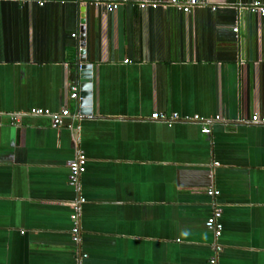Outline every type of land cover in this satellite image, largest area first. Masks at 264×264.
<instances>
[{
	"label": "crops",
	"instance_id": "0c3cea01",
	"mask_svg": "<svg viewBox=\"0 0 264 264\" xmlns=\"http://www.w3.org/2000/svg\"><path fill=\"white\" fill-rule=\"evenodd\" d=\"M121 1L0 0V264H264V124L250 120L264 114V12ZM63 105L75 117L59 127L30 112Z\"/></svg>",
	"mask_w": 264,
	"mask_h": 264
},
{
	"label": "built area",
	"instance_id": "2783aa9c",
	"mask_svg": "<svg viewBox=\"0 0 264 264\" xmlns=\"http://www.w3.org/2000/svg\"><path fill=\"white\" fill-rule=\"evenodd\" d=\"M77 2H84L85 0H76ZM121 0H90V3H94L97 6H100L104 11H113L115 10L121 3ZM199 0H171V3L179 8H182L184 11H187L189 9V6L198 4ZM42 2H40L41 4ZM140 5H144V3H140ZM155 5V4H152ZM249 8L252 12H264V6L258 1L253 0ZM233 31H237V27H233ZM72 36H75V33L72 34ZM79 49H81V46H79ZM69 96L71 98L78 97L77 89L73 87V90L70 92ZM34 115H41V116H48L51 119V123L55 127H59L64 123V121L67 118H74L75 116L70 113L69 108L66 105H63L58 111H51L48 108L43 107H35L32 108L30 111ZM21 114H11L10 120L12 122H18L19 117ZM151 117L156 119H161L167 122H171L172 120H192L195 118V120L198 119V115L194 116H182L173 113L170 117H168L164 112L162 111H155L151 114ZM218 118V117H216ZM171 120V121H170ZM204 120V119H203ZM252 122L264 124V114L260 115L257 113H253L251 115ZM207 121L205 122L206 125ZM209 130L208 126H203L202 131L207 132ZM85 163H86V156L81 150H77L73 159L69 162V172H68V182L70 185H72L75 188H78L79 180L81 174L85 171ZM217 190H209V194H216ZM84 201V198L82 196L76 197V199L73 200L71 203L72 206V212L70 213V220L72 223V226L70 228L71 232V238L74 242H78L80 238V225H79V211L81 207V203ZM220 209L216 208L213 210L211 215L206 219L205 226L213 233L214 238L217 239V237L220 235L222 230L221 222L219 221L220 217ZM216 242V241H215ZM215 251L220 249V246L214 245ZM85 256V254H83ZM209 264H217L216 256L209 258Z\"/></svg>",
	"mask_w": 264,
	"mask_h": 264
},
{
	"label": "water",
	"instance_id": "95a60500",
	"mask_svg": "<svg viewBox=\"0 0 264 264\" xmlns=\"http://www.w3.org/2000/svg\"><path fill=\"white\" fill-rule=\"evenodd\" d=\"M80 39H81V44L84 45V35L83 33H81L80 35ZM80 61H82L81 63V69H80V72L83 73L85 68L87 66H89L87 63L84 62V57H80ZM90 70H86V75H82L81 74V77H83L85 80L82 82L81 84V89H80V92H79V102H80V105L83 107L84 105L86 106H89L90 103H91V96H92V93H91V82L88 80L89 77H90V73H89ZM80 107L79 111L80 113H86V112H89L87 111L86 109H84V107L82 108ZM89 110V109H88Z\"/></svg>",
	"mask_w": 264,
	"mask_h": 264
}]
</instances>
